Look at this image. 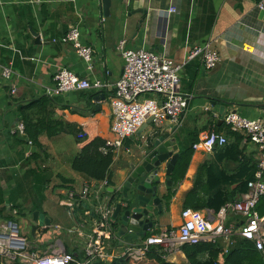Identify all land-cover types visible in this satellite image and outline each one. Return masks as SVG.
Returning <instances> with one entry per match:
<instances>
[{
	"label": "crops",
	"instance_id": "1",
	"mask_svg": "<svg viewBox=\"0 0 264 264\" xmlns=\"http://www.w3.org/2000/svg\"><path fill=\"white\" fill-rule=\"evenodd\" d=\"M257 1L111 0L109 12L104 16L102 0H0V66L12 71L7 81L0 70V181L4 192L0 219L3 223L9 217L19 224L20 232L22 226L27 227V234L32 237L33 213L38 211L50 219L51 225L60 226L58 231L49 229L39 246L43 248L49 241L59 239L71 253L78 252L84 258L81 252L92 226L88 223L82 228L79 214L70 217L59 202L69 190L79 192L85 183L100 184L75 172L72 165L79 154L77 138L86 131H91L93 136L101 135L108 142L116 138L111 131L112 93L105 94L107 99L99 102L96 97L104 93L95 90L75 91L54 100L49 112L67 131L52 138L42 134L36 142L26 133L18 132V124L22 122L18 108L49 97L48 91L54 88V76L61 67L82 79L116 83L124 69V60L117 50L123 39L129 49L154 51L177 62H183L193 48L208 43L220 54L221 62L213 70H206L200 59L190 61L185 67L181 92L189 98V105L179 123L166 121L160 129L151 123L140 135L127 138L123 147L115 151L111 166L112 182L116 185L125 179L130 165L138 161V147L152 136L175 137L180 149L183 145L189 147L193 141V152L184 162L186 173L178 182L170 204H166L165 196L175 184L171 187L163 184L160 196L164 211L150 236L182 224L181 213L187 196L197 182L202 189L194 203L206 205L212 187L205 166L219 177H235L239 171V163L233 157L223 159L218 151L204 150L202 142L207 134L231 111L264 121V17ZM173 8L175 12L171 11ZM75 25L80 27L83 44L93 49L92 70L71 45L53 42ZM34 34L39 35V42ZM211 101L217 105L212 106ZM222 106L226 107L223 115ZM221 130L226 134V127ZM243 148L258 165V148L247 141ZM160 177L164 179V172ZM113 186L110 184L106 189L110 197L108 190ZM220 188L234 192L236 184L223 182ZM241 220L231 214L228 224L240 225ZM113 226L117 239L112 244L119 242L118 252H122L128 244L120 246L114 221ZM240 238L236 233L230 241L217 243L228 253ZM142 243L143 239L129 245ZM154 248L169 263L188 264L183 247Z\"/></svg>",
	"mask_w": 264,
	"mask_h": 264
},
{
	"label": "built area",
	"instance_id": "2",
	"mask_svg": "<svg viewBox=\"0 0 264 264\" xmlns=\"http://www.w3.org/2000/svg\"><path fill=\"white\" fill-rule=\"evenodd\" d=\"M257 8L264 11V0L257 1ZM171 11L175 12L176 8ZM53 42L71 45L88 69H93V49L81 41L79 26H72L63 37L53 39ZM117 50L124 60V69L116 83L111 84L101 79L93 81L82 79L73 71L61 67L54 76V88L48 91L51 98L85 90L112 93L111 131L116 138L102 149L105 153L109 149L116 151L122 148L124 141L135 136L151 119L157 129L162 128L166 121L178 124L189 105V98L181 92V74L187 64L192 60L200 59L206 70H213L221 62L220 54L210 43L193 48L183 62L160 56L150 50L129 49L124 39L118 43ZM0 70L3 78L9 81L12 71L1 66ZM206 110L209 111L210 108L207 107ZM222 122L231 131L247 137L249 142L260 151V159L255 179L249 184L248 192L242 194L236 201L227 203L219 212L183 209L182 224L179 227L157 236H150L144 239L141 245L128 244L122 252H118L121 248L115 249L112 244L113 240L117 239L112 220L115 205L106 193L110 183L107 179L99 181L98 186L95 183H85L79 192L67 191L59 202L70 217L79 214L82 228L88 223L92 226L91 233L85 237V245L81 252L84 253L82 261L77 260L78 252L69 253L59 239L49 241L43 248L39 246V241L49 229L58 231L60 226L38 227L35 238L29 240L20 235L18 223L14 221L3 223L2 219H0V255L8 263L18 260L22 264H94L97 261L111 264L119 258H127L137 263L156 246L172 250L201 242L230 241L236 233L253 242L259 251H263L264 214H260L257 207L264 196V121L249 119L231 111L223 116ZM18 132L25 134L23 123L18 124ZM228 143L226 134L213 128L203 140L202 146L207 152H212ZM95 200H97L96 204ZM231 214L243 219L239 221L240 225L228 224Z\"/></svg>",
	"mask_w": 264,
	"mask_h": 264
},
{
	"label": "trees",
	"instance_id": "3",
	"mask_svg": "<svg viewBox=\"0 0 264 264\" xmlns=\"http://www.w3.org/2000/svg\"><path fill=\"white\" fill-rule=\"evenodd\" d=\"M212 19V23L214 18ZM59 97H41L35 101L21 105L18 108V112L21 118V123L25 127V133L30 140L34 142L42 134H46L49 138L55 137L67 129L65 125L54 119L49 112L53 101ZM35 119V117H37ZM226 127V136L229 143L221 148H216L223 159L227 157H233L237 163H239V171L235 177L223 176L219 177L212 168L207 169L208 183L211 185L212 190L210 199L206 205H199L194 203L195 197L198 196L200 190V183L197 182L194 189L189 193L184 205V209L192 208L194 210H213L219 212L223 206L229 202L236 201L242 194L247 193L249 190V184L255 179V172L257 171V163L250 155L245 154L246 149L243 148L245 141L249 142L247 137L241 133H236L230 130L223 122L215 126V130L222 132V128ZM231 139V142H230ZM79 146V154L73 162L72 168L75 172L84 175L85 177L95 180L104 181L108 180L111 185H115L112 182L111 166L114 161L115 151L109 149L106 153L102 151L108 144V140L101 135L93 136L91 131H86L82 136L77 138ZM193 141L189 147L183 145L181 150V156L172 174V180L175 184L174 188H170L169 194L165 196L166 204H170L174 190L178 186V182L183 178L186 173L187 163L185 159L191 156L193 150ZM253 155V154H252ZM223 182L236 184V190L234 192L223 191L220 186ZM117 184V183H116ZM4 202V192L0 184V207ZM3 210V209H2ZM0 210V217L2 215ZM19 213L22 212L19 209ZM82 210V209H81ZM257 210L260 214H264V196L261 198ZM11 218L8 217V221ZM13 221V220H10ZM114 247H119V242H114ZM67 251L71 253L66 247ZM182 250L187 256L188 264H264V250L259 251L255 244L244 238H240L236 244H234L228 253L223 252L218 243L201 242L197 245H185ZM207 255L208 258L203 257ZM77 260L82 261V256L79 254ZM0 264H7L4 257L0 255ZM9 264H22L20 261L11 262ZM94 264H106L100 261ZM111 264H172L167 262L161 253L156 248H152L147 255L139 262L134 263L127 258L115 259Z\"/></svg>",
	"mask_w": 264,
	"mask_h": 264
},
{
	"label": "water",
	"instance_id": "4",
	"mask_svg": "<svg viewBox=\"0 0 264 264\" xmlns=\"http://www.w3.org/2000/svg\"><path fill=\"white\" fill-rule=\"evenodd\" d=\"M111 0H102L103 14L107 16ZM264 17V11L261 12ZM37 42L38 34H34ZM105 94L96 97V101H105ZM212 106L217 102L211 101ZM226 107H221L222 115ZM152 123L149 120L137 133L140 135L144 128ZM178 139L172 136H152L151 139L138 147L140 156L136 163H132L125 179L108 190L112 203L115 205L113 221L116 224L120 246L131 244L136 240H144L157 228V218L163 213L164 206L160 196L163 184L173 185L172 174L181 156ZM164 172L162 180L160 174ZM1 184V181H0ZM34 225L32 237L38 227L50 226V219L36 211L33 213ZM110 264V263H107Z\"/></svg>",
	"mask_w": 264,
	"mask_h": 264
},
{
	"label": "rangeland",
	"instance_id": "5",
	"mask_svg": "<svg viewBox=\"0 0 264 264\" xmlns=\"http://www.w3.org/2000/svg\"><path fill=\"white\" fill-rule=\"evenodd\" d=\"M17 221H18V219H17ZM22 226V225H21ZM28 231H29V229L27 228V227H23L22 226V228H21V232H20V235L21 236H26V237H28V239L30 240L32 237H30V235H28L27 233H28ZM34 238V237H33ZM64 239V237L62 236L61 237V239ZM115 249H116V247H114Z\"/></svg>",
	"mask_w": 264,
	"mask_h": 264
}]
</instances>
